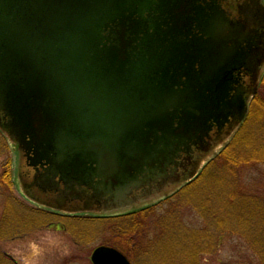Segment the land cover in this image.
<instances>
[{"label":"water","instance_id":"water-1","mask_svg":"<svg viewBox=\"0 0 264 264\" xmlns=\"http://www.w3.org/2000/svg\"><path fill=\"white\" fill-rule=\"evenodd\" d=\"M233 2L0 0V131L23 195L110 215L196 177L264 69V31L239 18L264 5ZM90 261L130 264L105 246Z\"/></svg>","mask_w":264,"mask_h":264},{"label":"rangeland","instance_id":"rangeland-1","mask_svg":"<svg viewBox=\"0 0 264 264\" xmlns=\"http://www.w3.org/2000/svg\"><path fill=\"white\" fill-rule=\"evenodd\" d=\"M228 146L227 155L204 166L191 186L147 214L101 220L91 213L53 214L27 200L15 177V146L0 133V251L18 264H92V251L113 241L139 264H188L190 248H196L198 264H264V69ZM196 230L204 233L192 245L188 235Z\"/></svg>","mask_w":264,"mask_h":264},{"label":"trees","instance_id":"trees-1","mask_svg":"<svg viewBox=\"0 0 264 264\" xmlns=\"http://www.w3.org/2000/svg\"><path fill=\"white\" fill-rule=\"evenodd\" d=\"M229 148V146L226 148V149H224L215 159H220L221 160V158H223V157H225V155H227V153L225 154L224 152H226L227 151V149ZM214 159V160H215ZM213 160V161H214ZM225 160H226V158H225ZM213 161H212V163H213ZM227 161V160H226ZM228 163H231V160L230 159H228V161H227V164ZM211 164V163H210ZM227 164H225L226 166H228ZM209 166V165H208ZM207 166V167H208ZM0 184H1V187H0V190H2V183H1V181H0ZM192 184V183H191ZM191 184H189V185H187L186 187H184L183 189H187L189 186H191ZM171 198V197H170ZM169 199V198H168ZM167 200V199H166ZM165 201V200H164ZM158 204H155V205H152V206H149V207H147V208H144V209H140V210H138V211H135V212H132V213H128V214H124V215H120V216H115V217H107V218H98V219H101V220H107V219H122V218H128V217H132V216H135V215H139V214H147L148 212H150L152 209H154L156 206H157ZM237 214H238V212H237ZM239 215H240V217H242V214H240L239 213ZM239 217V216H238ZM203 233H204V230H196L195 232H191V235H188L187 233H185V234H187L188 236H190L189 238L193 241V243H192V245H195V240H197L198 241V239L201 237V236H203ZM128 237H131V234H126L125 233V238L128 240L129 238ZM207 237H211L210 236V234L209 233H207ZM263 237H264V233H263ZM254 237H252V239H253ZM3 239H5V235L3 234V236H2V234L0 235V241L1 240H3ZM183 239V241L182 242H184V239L185 238H182ZM195 239V240H194ZM264 239V238H263ZM106 242V241H105ZM112 243H113V241H112ZM112 243H110V242H107V243H105L104 245H110V246H113V247H116L117 249H119L124 255H126L130 260H132L135 264H139L137 261H136V259H135V257H134V254L133 253H131V250H129L128 248H126V247H124L122 244H119L118 242H116L115 244H113L112 245ZM198 243V242H197ZM196 243V244H197ZM256 243V241L254 240V243H252V244H255ZM179 244H181L182 245V243L181 242H179ZM186 243H184V245H185ZM139 247H140V249L142 248L140 245H139ZM195 250H196V248L195 249H192V248H190V250L188 251V253H186V254H188L187 256L189 257L188 259H186V261H188V264H198V260H197V256H196V254H195ZM260 252H262V249H260ZM185 261V262H186ZM144 262V261H143ZM0 264H16L14 261H12L8 256H4V252H2V251H0Z\"/></svg>","mask_w":264,"mask_h":264},{"label":"flooded vegetation","instance_id":"flooded-vegetation-1","mask_svg":"<svg viewBox=\"0 0 264 264\" xmlns=\"http://www.w3.org/2000/svg\"><path fill=\"white\" fill-rule=\"evenodd\" d=\"M259 1L260 0H234V2H233V4L234 5H239V4H244V6H246V4H248L249 6H251V5H256V6H258L259 5ZM261 3L264 5V0H261ZM258 4V5H257ZM241 8H239V10H240ZM235 10H236V13L234 14V13H232V15L233 16H237V7L235 8ZM260 12L259 11H257L255 8L252 10V14H253V16L251 17V19L250 18H248L246 21L244 20V19H241V17H239V16H237V17H239L240 18V20H241V23H242V26H246V25H251V26H253L254 28H257L258 29V31H264V23H263V21H264V17L262 16V15H260L259 14ZM241 16H243V15H241ZM256 16V17H255ZM252 18H253V20H252ZM260 25H261V27H260ZM262 37H264V32H262ZM257 46H258V48H261L262 50H264V42H259V44H257ZM253 98L254 97H251V98H249V103L248 104H250V102L253 100ZM245 119V118H244ZM244 121V120H243ZM241 125H242V123H241ZM240 125V126H241ZM15 149H16V151H17V155H18V150H17V147L15 146ZM199 174V173H198ZM197 174V175H198ZM197 175H196V177H194L192 180H190V182H192L193 180H195L196 178H197ZM5 177H13V175H11V174H6L5 175ZM15 177H18V175L16 176L15 175ZM18 179V178H17ZM189 182V183H190ZM170 185V184H169ZM142 195H143V193H139L138 195H137V200H140V198L142 197ZM170 198V197H169ZM159 200L158 201H161V200H164L165 198H164V196H162V197H159L158 198ZM168 199V198H167ZM136 200V201H137ZM166 200V199H165ZM139 202V201H138ZM137 203V202H136ZM135 203H133L132 205H134ZM146 204L147 203H142V204H140L139 206H136V207H134V206H132V207H130V208H128L127 210L125 209V211H127V213H125V214H128V213H132V212H135L136 210H137V208L138 209H140L141 207H144V206H146ZM44 211H47V212H51V213H53V214H56V213H58L59 215H66V216H70V215H68V214H66L65 212H61V211H48V210H44ZM121 211V210H120ZM118 212V211H117ZM122 214V213H121ZM121 214H112L111 216H107V217H115V216H120ZM103 216H101L100 215V218H102ZM102 246H105V247H109V245H102ZM110 248H114L115 250H117L118 252H120L125 258H126V260L130 263V264H135L132 260H130L126 255H124L119 249H117L116 247H113V246H110ZM4 256H8L12 261H14L16 264H18L17 262H16V260L13 258V257H11V256H9L6 252H4Z\"/></svg>","mask_w":264,"mask_h":264}]
</instances>
